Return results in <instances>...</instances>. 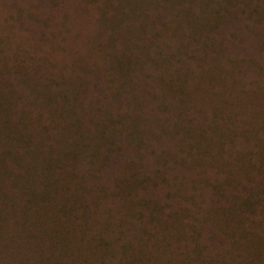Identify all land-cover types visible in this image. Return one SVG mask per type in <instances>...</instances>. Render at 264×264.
<instances>
[{"label": "trees", "instance_id": "16d2710c", "mask_svg": "<svg viewBox=\"0 0 264 264\" xmlns=\"http://www.w3.org/2000/svg\"><path fill=\"white\" fill-rule=\"evenodd\" d=\"M0 264H264V0H0Z\"/></svg>", "mask_w": 264, "mask_h": 264}]
</instances>
